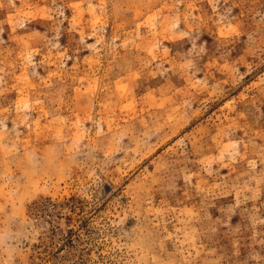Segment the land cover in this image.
<instances>
[{
	"label": "rangeland",
	"instance_id": "obj_1",
	"mask_svg": "<svg viewBox=\"0 0 264 264\" xmlns=\"http://www.w3.org/2000/svg\"><path fill=\"white\" fill-rule=\"evenodd\" d=\"M0 264H264V0H0Z\"/></svg>",
	"mask_w": 264,
	"mask_h": 264
}]
</instances>
